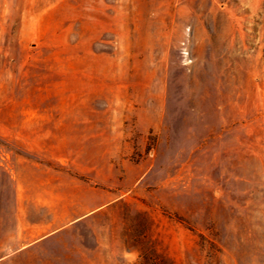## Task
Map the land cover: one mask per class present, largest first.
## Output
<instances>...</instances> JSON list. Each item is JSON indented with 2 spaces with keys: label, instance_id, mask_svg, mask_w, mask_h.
<instances>
[{
  "label": "rangeland",
  "instance_id": "rangeland-1",
  "mask_svg": "<svg viewBox=\"0 0 264 264\" xmlns=\"http://www.w3.org/2000/svg\"><path fill=\"white\" fill-rule=\"evenodd\" d=\"M0 264H264V0H0Z\"/></svg>",
  "mask_w": 264,
  "mask_h": 264
}]
</instances>
